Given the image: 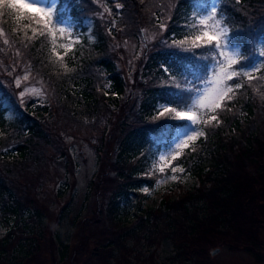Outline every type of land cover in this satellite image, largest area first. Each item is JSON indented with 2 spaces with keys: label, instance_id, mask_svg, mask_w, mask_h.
I'll list each match as a JSON object with an SVG mask.
<instances>
[{
  "label": "trees",
  "instance_id": "trees-1",
  "mask_svg": "<svg viewBox=\"0 0 264 264\" xmlns=\"http://www.w3.org/2000/svg\"><path fill=\"white\" fill-rule=\"evenodd\" d=\"M118 1L126 12L122 11L124 20L118 18L115 25L95 17L99 11L89 0H72L64 10L66 1H61L58 9L63 13V22L72 21L73 36L79 38L73 41L72 49L56 44L53 50L42 20L31 19L19 8L0 9V29L12 38L14 46H24L34 70L51 87L55 101L52 107L40 103L30 106V102L25 115L18 113L10 119L7 91L0 86V225L8 229L0 240V263L11 257L21 264L41 251L48 230L47 214L37 205L40 191L33 183L41 173L38 170L47 168L42 154L46 149L42 147L51 139L46 131L57 126L54 121L62 112L72 124L106 114L109 126L117 112L123 117L119 121L123 137L115 155L114 178L110 188L106 185L97 190L102 194L98 197L101 204L85 219L64 206L51 229L52 245L58 246L63 261L74 231L84 243L95 238L91 250L105 264H110V258L116 264H130L129 243L138 238L152 243V239L167 234L169 239L176 237L181 264H199L213 245L225 244L230 251L249 254L264 247L258 238L264 225V80H241L244 87L230 101L223 102V110L217 111L219 123L203 124L204 136L179 158L178 163L197 181L196 186L177 187L170 191L176 199L164 195L156 208H140L134 215L125 209L133 193L147 185L152 187L147 173L162 145L154 150L151 136L167 133L169 144L185 124L170 118L172 114L154 124L160 117V106L177 107L171 102L178 100L191 103L189 97L194 98L196 93L190 90L199 89L210 76L213 63L208 54L192 48L190 43L181 47L178 42L195 30L194 20L217 1L218 16L229 29L231 44L242 53L240 61L246 64L250 57L259 62V53L264 49V0ZM169 11L172 16L164 24L165 41L175 49L160 46L149 52L133 122L122 109L127 83L111 56L110 37L115 36L118 42L130 36L139 40L145 22L157 27ZM41 31L46 34L40 35ZM253 75H264V70ZM13 143L15 147L10 148ZM115 253L119 256L114 257Z\"/></svg>",
  "mask_w": 264,
  "mask_h": 264
},
{
  "label": "rangeland",
  "instance_id": "rangeland-1",
  "mask_svg": "<svg viewBox=\"0 0 264 264\" xmlns=\"http://www.w3.org/2000/svg\"><path fill=\"white\" fill-rule=\"evenodd\" d=\"M11 1L13 3L17 2V0ZM61 1L42 0L44 4L54 2L57 8ZM63 1L66 2L62 6V10L72 0ZM89 1L94 6H97L99 11L95 14L97 15L95 17L105 19L109 25H115L118 18L121 21L124 20L122 13L124 7L118 0ZM118 4L120 7H117ZM212 4L217 7V1H213ZM197 8L200 9L201 5H198ZM19 9L27 14L36 15L34 8L21 7ZM124 11L126 12V10ZM171 16V11L166 12V19L161 21L157 27L145 22L143 24L144 28L142 27L143 36L139 40L130 36L123 39L122 42H118L115 36L110 37L112 45L111 56L127 83L126 105L122 109L124 114L128 115L133 122L135 121L134 111L137 109L142 97V69L149 52L160 46L165 49H175L168 41H165V26L161 28V24L164 25L169 22ZM88 24L91 26V21H88ZM74 26L75 24L72 21H64L58 25V27L66 29L63 34L58 32L55 34L56 44H58L59 48H63L61 45H64L68 49H72L73 41H79V38L73 36L75 34ZM5 40L8 43H4ZM12 41V38L7 37L3 30L0 31V86L3 87L4 92L7 91L6 108L10 119H13L18 113L25 115L28 111L27 104L30 102V106L40 103L52 107L55 104L51 87L34 70L33 62L29 60L24 46H14ZM261 60H264V57H261ZM212 71L213 65L210 66L209 79L212 76ZM17 81H19V85ZM206 86L207 82L199 89L203 90ZM22 93L23 95H21ZM164 107L166 106L161 105L160 110L162 111ZM55 114L57 117L59 109H56ZM211 114L216 115V113ZM167 117H169L167 114L160 116L153 123L157 124L160 122L159 120L169 119ZM170 118L174 119L173 116ZM121 119H123L121 113L117 112L115 119L112 121L113 125L109 124L108 126L107 122L109 120L106 114L97 120L79 121L72 124L69 119L64 118V112H62L54 121L57 126L52 125V130L46 131L47 136L51 139V142L49 141L45 147H42L43 150L46 149L45 152L42 151V154L47 159V162L44 163L47 168L38 170L41 173L33 184H36L40 191L37 196V205L41 209L46 210L48 230L45 233V238L42 239L41 251L39 253L35 252L30 259L25 260L21 264H91V262L92 264H105L102 258L97 255L94 256L91 250L90 244L92 247L96 245L95 238L90 237L84 243L74 231L68 255L66 260L63 261L58 251V246L54 247L52 245L50 236L56 217L64 206H68L72 214H80L81 218L85 219L91 217L92 212L97 210L96 205L101 204L102 199L98 197L102 194L100 193L99 195L97 190L106 185L110 188L111 185L109 183L114 178L116 169L115 155L118 150L119 140L123 137L119 128ZM131 119H127L129 123H132ZM180 122H185V124L179 127L169 144H167L169 141L165 136L167 133H157L151 136V140L155 144L154 150L159 145H162V149H157L155 161L152 162L153 168L147 173V178L153 181H151L152 187L148 185L143 187L142 191L133 193L126 202L125 209L131 215L138 212L140 208L158 207L164 195L166 197L172 196L176 199L175 194L170 195V191H175L179 186L192 188L197 185V181L187 175L186 170L180 166L178 160L188 149L193 148L204 134L199 136L194 142H190L189 146L181 149L178 159L171 160L169 153L176 148L178 139H182L186 133H191L193 128L204 133L203 124L191 125L187 121ZM56 130H61V134H54ZM19 143L16 142L15 144ZM15 144L10 145V148H14ZM161 156H165L170 162V166L169 164H163L165 167L164 173L158 170L161 164ZM176 166H178L177 171L173 173L171 167ZM180 168L184 170L183 173L179 171ZM173 175L177 178L172 179ZM181 225L183 226L184 224L182 223ZM7 230L6 227L0 225V240L6 235ZM169 237V234L163 235L157 239H152V243L138 238L134 242L129 243L128 246L132 250L129 257L130 264H181L183 260L178 259L179 251L176 237H173V239H169ZM258 238L264 246V225L259 231ZM218 245L210 246L208 255L199 264H264L263 246V248H258L259 250L257 249L254 253L249 254L244 251H230L225 244ZM217 248L220 249V252L212 255V252ZM118 256V253L114 254V257ZM89 257H92L93 260ZM14 260L12 261L11 257H7L0 264H16L18 261L15 263ZM109 262L110 264H116L112 261V258H110ZM185 264H194V261L186 262Z\"/></svg>",
  "mask_w": 264,
  "mask_h": 264
},
{
  "label": "snow or ice",
  "instance_id": "snow-or-ice-1",
  "mask_svg": "<svg viewBox=\"0 0 264 264\" xmlns=\"http://www.w3.org/2000/svg\"><path fill=\"white\" fill-rule=\"evenodd\" d=\"M21 7L35 9L36 15H28L33 20L43 21L42 27L51 38L52 48L55 50V34L57 32L63 34L66 31L64 27H58V25L63 23V13L60 12L56 4L54 2L44 4L42 0H17L16 3H4L3 0H0V9H18ZM117 7H120V5L118 4ZM192 27L195 30L190 32L185 39L179 41L178 44L183 47L186 43H190L192 48L203 49L213 63L212 76L210 79L206 78L207 86L203 90L197 88L190 90V92L196 93L194 98L189 97L191 103H187L186 100L173 101L171 103H175L177 107H164L159 112V115L172 114L174 119L187 121L191 125H209L213 121H216L218 124V114L212 115L211 113L223 110V102L225 100L230 101L235 92L244 87L240 82L241 80L246 79L249 83L254 79L264 80V75H253V73H260L264 70V60L257 62L249 57L246 64L240 61L239 57L242 53L238 48L232 47L229 29L225 26L223 19L218 16L215 4L208 5L206 13L194 20ZM161 28H164L163 24H161ZM46 33L45 31H41L40 35H45ZM35 34V30H33V35ZM4 43H8V41L5 40ZM61 47L66 46L61 45ZM259 55L264 57V49L260 51ZM237 65L238 67H234ZM229 81H233V83L230 84ZM17 83L19 85V81ZM203 134V131H197L193 128L191 133H186L182 139H178L176 148L173 152L169 153L171 160L178 159L180 150L189 146L190 142H194ZM160 161L161 164L158 170L164 173L165 167L163 164H169L170 166V162L165 156H161ZM177 168L178 166L171 167V171L175 173ZM179 171L183 173L184 170L180 168ZM176 178L175 175L172 176V179Z\"/></svg>",
  "mask_w": 264,
  "mask_h": 264
},
{
  "label": "water",
  "instance_id": "water-1",
  "mask_svg": "<svg viewBox=\"0 0 264 264\" xmlns=\"http://www.w3.org/2000/svg\"><path fill=\"white\" fill-rule=\"evenodd\" d=\"M220 252V250L219 249H217V250H214L213 252H212V255H216V254H218Z\"/></svg>",
  "mask_w": 264,
  "mask_h": 264
}]
</instances>
